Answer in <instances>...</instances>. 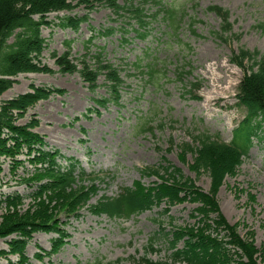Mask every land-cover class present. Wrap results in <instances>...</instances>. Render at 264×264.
Here are the masks:
<instances>
[{"label": "rangeland", "instance_id": "obj_1", "mask_svg": "<svg viewBox=\"0 0 264 264\" xmlns=\"http://www.w3.org/2000/svg\"><path fill=\"white\" fill-rule=\"evenodd\" d=\"M117 1L121 6L125 4V0ZM131 1L140 9V0ZM209 6L228 12V33L221 34L222 21L207 11ZM170 7L176 12L173 29L166 18ZM144 9L148 24L143 28L132 14L118 17L105 6H96L91 12L74 7L48 14L49 25L40 31L45 49L39 62L53 73L19 74L0 97L1 106L30 92V86L64 92L37 102L16 125L36 120L38 125L32 132L43 138L47 147L58 150L65 159L76 160L87 179L89 175L101 179L96 183L97 195L87 207L101 196L116 197L121 189L132 188L136 182L144 187L152 185L156 177L142 176L140 171L166 167V163L207 193L208 174L196 175L191 170L192 136L207 132L226 144L231 142L233 130L244 116L235 97L243 74L232 64L233 53L241 49L264 53V0H147ZM83 16L87 20L77 31L58 26L64 17ZM104 30L112 32L103 35ZM97 50H102L105 60L119 70L123 79L119 105H95L94 100L109 96L102 75L95 90L90 91L79 74L59 73L52 57L68 51L69 61L78 69L83 60L93 69L90 57ZM149 69L153 80L148 79ZM216 78H221L224 94L214 106L204 101L210 97ZM183 144L191 150L182 155ZM29 158L22 150L18 156L21 165L13 171L8 159L0 162V200L18 194L23 199L21 212L28 209L32 191L30 186L18 183L31 176ZM59 162L66 167L65 161ZM216 202L225 222L264 254V126L262 140L254 141L235 175L224 178ZM196 206L183 202L163 215L162 204L129 218L121 213L116 218L96 216L85 207L76 217H59L66 238L57 253L46 255L56 235L38 232L25 255L29 264H133L141 258L165 262L170 254L169 233L173 228L194 225ZM3 214L0 202V222ZM12 238L0 239V251H7ZM39 249L44 252L42 260L34 258ZM260 259L258 264H264ZM15 260L11 255L0 256V264Z\"/></svg>", "mask_w": 264, "mask_h": 264}, {"label": "trees", "instance_id": "obj_2", "mask_svg": "<svg viewBox=\"0 0 264 264\" xmlns=\"http://www.w3.org/2000/svg\"><path fill=\"white\" fill-rule=\"evenodd\" d=\"M146 2L147 0H140L138 9L131 0H125L122 6L117 0H0V97L12 87L14 78L19 74L53 73L39 62L45 49L40 31L42 27L49 25L46 21L48 14L71 11L74 7H82L91 12L96 6H105L118 17L121 14H132L137 25L143 28L148 24L144 9ZM207 11L221 19V34L231 30L226 10L209 6ZM175 15L176 12L171 7L166 12L172 29ZM86 20V16L64 17L58 26L77 31L79 25ZM111 32L104 30L101 34L109 35ZM138 36L144 37L141 34ZM219 37L226 40L220 35ZM52 57L59 73L79 74L90 91L95 90L97 79L102 75L109 96L107 99L94 100L95 105L104 107L109 102L119 105L123 79L119 70L105 60L102 50H97L90 57L94 62L93 69L85 60L80 62L78 69L77 65L69 61L68 51L60 56L53 54ZM231 60L243 74L235 97L237 105L244 109V116L233 130L231 142L226 144L218 136L207 132H197L192 136L194 147L191 170L196 175L208 174L210 183L207 193L198 189L190 179H184L178 169L166 163V167L160 165L156 169L140 171L142 176L156 177L157 181L152 185L144 187L136 182L132 188L121 189L116 197L101 196L94 205L87 207L88 202L97 195L96 183L101 179L93 175H89L90 178L87 179L88 175L76 160L65 159L58 150L47 147L43 138L32 132L38 125L36 120L22 126L16 125L17 120L22 119L27 110L37 102L64 92L60 89L30 86V92L3 102L0 106V162L2 158L8 159L13 171L21 165L18 156L25 150L30 156L28 162L32 165V172L31 176L19 179L18 183L30 186L32 191L29 195V207L24 212L20 209L23 199L18 194L6 195L0 200L4 208L0 239L14 237L7 243V251H0V256L16 257L9 264H29L25 255L26 247L38 232L56 235L50 242L51 251L46 255L57 253L66 238L65 232L60 228L59 217H76L85 207L96 216L116 218L121 213L129 218L162 204L164 209L161 214L166 215L171 207L189 202L197 205L192 216L197 221L192 226L173 228L169 233L170 254L166 261L141 258L133 261V264H258L257 260L260 258L264 261L263 250L256 249L251 242L239 237L234 228L225 222L216 202V194L224 178L235 175L254 141L262 140L264 126V53L241 49L233 53ZM153 78L154 74L149 69L148 79ZM188 150L191 147L183 144L181 154ZM60 160L66 161V167L62 166ZM1 172L0 163V174ZM39 250L34 256L36 260H42L44 255Z\"/></svg>", "mask_w": 264, "mask_h": 264}, {"label": "bare ground", "instance_id": "obj_3", "mask_svg": "<svg viewBox=\"0 0 264 264\" xmlns=\"http://www.w3.org/2000/svg\"><path fill=\"white\" fill-rule=\"evenodd\" d=\"M221 78H216L215 81L211 84V89L209 91V95L210 97H208V99L205 102H207L208 104L211 103L213 104L214 106L217 105V103L219 101H221L222 99V95L224 94V91L223 89L221 88L222 87V84L220 83V80ZM219 84V86H216L215 84Z\"/></svg>", "mask_w": 264, "mask_h": 264}]
</instances>
